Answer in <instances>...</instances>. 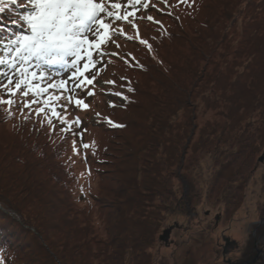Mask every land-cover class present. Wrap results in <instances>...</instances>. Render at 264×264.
Listing matches in <instances>:
<instances>
[{"label":"trees","instance_id":"16d2710c","mask_svg":"<svg viewBox=\"0 0 264 264\" xmlns=\"http://www.w3.org/2000/svg\"><path fill=\"white\" fill-rule=\"evenodd\" d=\"M145 2L152 8L148 16L158 21L144 16L157 29L146 39L151 51L146 46L137 50L141 55L107 51L117 54L107 58L120 63L110 91L122 89L125 101L98 97L106 111L101 117L112 124L100 119L96 125L102 132L94 127L100 140L95 147L89 143L86 153L101 181L99 194L91 192L89 199L105 210L106 236L95 232L91 202L79 203L76 195L84 193L69 189L68 180L75 179L61 160L64 134L55 140L45 115L35 114L43 105L17 108L15 103V117L7 112L11 106L0 105V264H153L151 250L168 216L195 213L205 197L222 200L229 209L242 199L237 194L252 176L243 172L264 151V0H199L201 8H191L194 0ZM243 2V11L256 13L250 33L226 59V30ZM4 7L0 42L15 36L11 29L28 35L18 19L32 11L28 0ZM133 22L137 28H128L140 43L141 22ZM124 36L123 31L117 38ZM168 44L170 55L163 54ZM4 54L0 47V58ZM10 68L0 64L1 79ZM204 103L219 108L223 121L199 127ZM52 123L61 125L54 118ZM206 155L212 166L209 181L202 184L194 171ZM22 202L32 206L27 209ZM257 211L259 220L240 248L239 264H264V202ZM33 212L32 220L15 216Z\"/></svg>","mask_w":264,"mask_h":264},{"label":"rangeland","instance_id":"374dc122","mask_svg":"<svg viewBox=\"0 0 264 264\" xmlns=\"http://www.w3.org/2000/svg\"><path fill=\"white\" fill-rule=\"evenodd\" d=\"M97 1L105 4V6L109 7L110 10H112L110 8V5L112 3H120L121 9L118 12V14L120 15L126 14V11H135V16L129 17V21H117L114 18L110 19L112 28L118 29L117 27H119L120 25L119 29L125 31L124 34H126L127 36H124V38H117V36H113L112 39L105 45L108 50H111V48L115 50L120 48L121 51H133L136 55H141V53L143 52H139L137 50L140 49L141 51H145V45L137 43L133 39L126 38L131 37L128 26L131 27L130 22L132 21L141 22L143 37L146 40L147 36H150V32L157 31L156 27L151 26V22L145 21V17L148 16L147 12H150L152 8H144L142 4L137 5L135 9L128 8L127 0H94L95 3ZM145 1L146 0H144L143 3H146ZM194 1L195 2L192 3L191 8L197 7L200 4L198 2L199 0ZM201 1L203 2V0ZM244 4L245 2H243L235 9L233 17H236V19L234 22L230 21V26L226 30V37H229V42L227 40L229 46L226 48V50L228 51L226 59L233 56L236 48L240 46L244 37V33H250V29L248 27L251 24V17L256 12L248 8H245L246 12L243 11L242 9L244 8ZM199 7L201 8V6ZM102 14L103 13H101V15ZM100 18L105 19L106 21L109 20V18H106L104 14ZM160 19L163 18L161 17ZM166 21L169 22V19H166ZM133 23L137 24L136 22ZM102 31L103 30H101V32ZM179 44H181L180 41ZM117 45H119V47H117ZM171 46L172 45L168 44L167 51L163 54L168 53L170 55L172 53V50H170ZM112 60L113 59L105 57L103 62L98 64V66L96 67L98 70L96 71V75L99 78L96 79L94 85L86 86L85 90L78 89L71 92V95L73 97L79 96V99L83 100L84 104L88 105L86 109L83 107V105H81L79 106V110V108L75 104L68 103L67 100L63 98L59 101H56L54 104L55 108H57L58 104L62 105L60 106V108H57L59 109L58 112L61 116L66 115L68 118L77 116L78 119L80 118L79 126L73 124L71 131L62 133L61 128L65 127V125L61 124L60 126H57L55 128L56 138H54L55 140H58L61 136V133L64 134V141L66 143L67 149L65 147V149L61 150V154H63V156L61 157H64L61 160L63 162V168L68 171L71 176H74L75 179V182L68 180L69 189L71 188L77 190L79 193H84L76 195L79 203H84L86 201L91 202L90 205L94 209L91 212V219L94 223L95 232L97 233V235L102 236L103 238L106 236L105 210L97 208L93 201L89 199V193L92 192L94 195L99 194L101 181L99 180V177L96 176V172L94 173V168L96 166H91L92 157L86 156L88 150L87 152H85V150L81 147L80 137L82 136L83 143H90L91 147H95L97 145L92 143L97 138L100 140V134L98 131L102 132V130L98 125H96L97 121L95 120H97V115L105 116L106 111L104 109L105 107L100 104L101 101L98 98L99 96L101 99H107L109 102L119 97H121V100L124 101V94L122 89L120 91H117V93H120L119 96L107 95L110 89L113 88L109 84L112 81L111 78L115 79V75L113 74L118 72V64H120L118 63L119 60ZM85 61L86 60L81 61L80 67L83 66V63ZM36 63L37 62L35 60L29 62V65L27 66L29 71H35L38 75L43 73L44 76H51L53 78V83L58 82L60 79H67L68 75L71 74V69H65L58 65H44L42 69H36ZM243 69L245 68H240L241 71H243ZM100 70L102 71L101 75ZM85 76L88 75L86 74ZM37 82H40V84L42 83L45 86L47 85L48 80L44 79ZM74 83H68L66 87L68 89H72ZM118 88L120 87L118 86ZM113 90L114 92H116L115 87ZM86 91H91L94 93V95H87ZM2 93L3 89L0 88V95H2V98H6L5 94ZM22 93L21 96L18 95L14 98L15 103H18L15 107L21 108L19 106L23 105L22 101H27L32 106L30 98H24ZM55 95H60L63 97L67 96L68 93H57L54 90H50L49 93L36 98L37 100H41L43 103V101L48 99L49 96ZM4 109L6 108L4 107ZM7 109L9 117H15V115L17 114V110H15L13 106ZM121 119H124L123 115H120L119 120ZM92 120L93 123H91V127L94 130L89 128L90 121L92 122ZM67 121L73 120L67 119ZM211 121H223V117L219 112V108L211 109L207 107L205 103L201 104L197 120L199 127H202ZM94 127L99 128V130H95ZM7 129H10L9 125ZM73 133H76V135H74ZM93 133L95 136L93 135ZM74 142L79 154H77V152L73 149ZM119 145L120 144H118V146ZM211 166L212 160L210 156L206 155L204 160L201 162L200 167L196 168V170L194 171L198 175L200 174L202 176L200 177L201 179L197 177L200 179L202 184L209 181ZM56 172L60 173V170H57ZM245 172L248 174H252V176L249 181L244 184L245 186L243 187V189L241 188L242 191L237 194L239 195L241 193L242 199H239V204H237L236 206L229 209V206L222 200H218L214 197H205L203 202H201L197 206V210L195 211V213L191 215L174 214L172 216H168L163 221V224L157 236V242L153 245L154 247L151 250L153 255V264H225L223 262L222 255L226 239H230L233 242H236V244L238 245L236 248H230V252L227 254L228 257L230 259L239 258V254L241 252L240 248L248 240L251 226L259 220V214L257 211L258 205H262V203L264 202V151L260 155L258 154L255 160L253 159L251 168L244 171L243 174ZM91 179L92 182H90ZM73 198L77 200L74 196ZM20 205L25 206L28 209L32 206V203L26 204L25 202H22ZM15 216L19 221L24 220L25 217L29 220H32L34 219L35 212L30 213L27 216H24V214H22V218L20 217V215ZM173 225H177L179 229H173L168 244L161 242L160 236L166 229H169Z\"/></svg>","mask_w":264,"mask_h":264},{"label":"snow or ice","instance_id":"6c2138e0","mask_svg":"<svg viewBox=\"0 0 264 264\" xmlns=\"http://www.w3.org/2000/svg\"><path fill=\"white\" fill-rule=\"evenodd\" d=\"M18 0H0V13L5 11L4 5L7 3L16 4ZM161 3H166V0H160ZM181 3H187V0H181ZM148 8V3H143L142 0H127V7L135 9L137 5ZM28 6L32 11L19 17V22L26 25L30 30L27 36H17L15 39L5 38L0 42V47L5 49L4 58H0V64H6L9 67H15V60H19L21 65L15 79H9L6 84H3V90L8 96L15 97L21 89L23 97H28L29 93L33 97H39L49 90H54L57 93L66 92L67 96H49L43 101L46 107H39L35 110L37 116L45 115L48 120L49 127L55 131L52 123V118L60 121L65 127L61 128V132L72 130V125L79 126L80 120L69 123L66 117H62L54 107L56 101L66 99L68 103L73 100L77 107L83 105L86 109L87 104L83 100L74 98L71 92L75 89L85 90L86 86L94 85L96 82V73L92 71L98 63H102L107 55H117L116 53H108L102 49V45L107 44L113 36L123 34L122 29H113L110 19L114 18L117 21H129V17L135 16V11H126V14L120 15L118 12L121 9L120 3H112L109 7L105 4L95 3L94 0H28ZM101 13L104 14L108 21L100 18ZM147 20L154 23L151 16L146 17ZM13 23H16L14 20ZM131 23V22H130ZM131 27L136 29L137 25L131 23ZM101 30L102 33H101ZM91 34V35H89ZM138 35V30H137ZM133 39V37H126ZM141 44H144L149 51L151 45L144 39H140ZM119 47V45H117ZM15 53L12 58H8L10 53ZM95 52V54H94ZM35 60L36 69H42L44 65H58L65 69H71V75L67 79H60L53 83L51 76L40 75L37 72H30L27 65L30 61ZM86 60L83 64V69L80 67L81 61ZM88 73V76H85ZM3 75H7L6 73ZM83 78V79H81ZM47 79V85L41 87L34 85L33 81ZM75 81L73 88L68 89L66 85ZM14 85V88H13ZM132 91V89H129ZM87 95H94L91 91H86ZM120 95V93H116ZM126 99V97H125ZM15 103L14 99H0V105L11 106ZM23 107H30L27 101H22ZM32 104L37 103L36 99L31 101ZM66 111V109H65ZM51 113V117L47 113ZM107 123L112 124L108 120ZM120 127V125H113ZM76 135V133H73ZM81 147L87 152L90 148L89 144L83 143L82 136ZM74 151L78 153L75 142L73 144ZM86 158V157H85Z\"/></svg>","mask_w":264,"mask_h":264},{"label":"flooded vegetation","instance_id":"af4514ba","mask_svg":"<svg viewBox=\"0 0 264 264\" xmlns=\"http://www.w3.org/2000/svg\"><path fill=\"white\" fill-rule=\"evenodd\" d=\"M175 228H178L177 225H175ZM179 229V228H178ZM238 245L236 244V242H233L232 240L230 239H226L225 240V246L223 248V262L225 264H239V258H235V259H230L228 257V253L230 252V248L234 247L236 248ZM262 254L261 250L258 251V254H257V258H259V256ZM246 264V263H244Z\"/></svg>","mask_w":264,"mask_h":264},{"label":"water","instance_id":"95a60500","mask_svg":"<svg viewBox=\"0 0 264 264\" xmlns=\"http://www.w3.org/2000/svg\"><path fill=\"white\" fill-rule=\"evenodd\" d=\"M174 227H170L169 229H166L163 234L160 236V241L168 244L170 235L173 231Z\"/></svg>","mask_w":264,"mask_h":264}]
</instances>
